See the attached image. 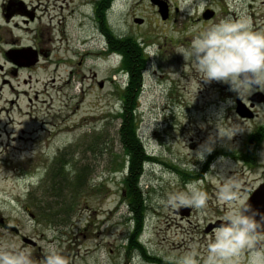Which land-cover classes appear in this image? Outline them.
Here are the masks:
<instances>
[{
    "label": "rangeland",
    "instance_id": "obj_1",
    "mask_svg": "<svg viewBox=\"0 0 264 264\" xmlns=\"http://www.w3.org/2000/svg\"><path fill=\"white\" fill-rule=\"evenodd\" d=\"M168 1L173 11L178 9L175 24L163 23L146 2L133 12L145 22L141 28L133 26L132 34L146 57L134 116L144 154L150 158L143 164L142 205L134 204L142 218L137 234V214L125 182L130 159L119 135L130 82L126 71L125 76L118 74L123 71L121 53L112 48H49L50 59L43 58L34 71L22 72L11 95L7 89L1 94L0 208L9 225L36 238V264H44L51 251L67 264H134V257L142 264H173L174 257L188 250L199 258L210 235L204 231L236 203L222 201L221 189L235 185L237 197L248 201L264 184V103L252 102L254 118L243 119L236 113L240 98L229 84L201 80L193 62L179 52L203 27L193 23L191 0ZM222 18L264 31V0H242L235 20L231 14L219 16L207 27ZM108 52L121 57L111 54L108 60ZM95 81L103 82V89ZM257 93L264 96V91L253 90L241 100L250 108L249 100ZM11 99L16 100L12 108L6 104ZM24 112L31 115L25 117ZM204 145L213 151L197 159ZM221 150L232 153V164L215 160ZM63 157V165L57 164ZM58 167L69 179L85 170L88 180L75 204L64 192L61 203L69 210L59 211L67 213L62 216L49 207L59 199L50 193L51 170ZM193 181L207 194V207L191 208V217L181 220L177 210L160 201ZM32 189L37 212L45 213H37L36 222L23 208L31 205ZM67 211L72 213L69 220ZM133 235L142 250L131 245ZM0 249L31 251L2 227Z\"/></svg>",
    "mask_w": 264,
    "mask_h": 264
},
{
    "label": "clouds",
    "instance_id": "obj_2",
    "mask_svg": "<svg viewBox=\"0 0 264 264\" xmlns=\"http://www.w3.org/2000/svg\"><path fill=\"white\" fill-rule=\"evenodd\" d=\"M92 5L85 4L82 11L92 13ZM127 0H117L114 15L120 23L118 31H126L123 17L127 11ZM185 60H191L196 72L205 82H223L231 86L242 99L251 95L254 86L264 91V31H255L250 24L236 22L231 18H222L197 33L190 45L182 48ZM235 127V126H234ZM236 132V131H235ZM234 132V133H235ZM228 137V136H227ZM213 148L204 145L196 153L203 160L205 153ZM235 185H226L221 189L220 199L234 206L217 217L220 223L207 237L202 256L193 250L185 251L173 258V264H264V225L249 215L251 206L243 198H238L233 190ZM207 194L193 181L182 191L169 193L160 203L165 207L179 210L194 208L204 210L207 207ZM264 220V217L261 218ZM0 264H33L30 254L25 250H0ZM44 264H67V260L58 252L51 251ZM134 264H142L134 257Z\"/></svg>",
    "mask_w": 264,
    "mask_h": 264
},
{
    "label": "flooded vegetation",
    "instance_id": "obj_3",
    "mask_svg": "<svg viewBox=\"0 0 264 264\" xmlns=\"http://www.w3.org/2000/svg\"><path fill=\"white\" fill-rule=\"evenodd\" d=\"M159 1H164L168 5L166 20H162L159 8L152 3V0H127L128 7L123 17L126 31L120 32L118 31L120 21L114 15L117 0H0V96L4 89H7L6 92L10 95L11 92H14V84L19 82L22 72L34 71L41 65L43 58H51L52 53L49 48L109 49L117 46L126 47L136 42L137 40L132 34L133 26L141 28L145 22L137 15H133V12L141 3H149L153 9L157 10L163 23H177L175 16H178V9L175 8V11L171 9L172 1ZM241 1L191 0L196 15L193 23L194 25L201 24L204 30L209 23L216 22L219 16L231 14L235 20L236 12L241 7ZM89 3L93 6L90 15L82 11V6ZM138 20H142L143 23L139 24ZM111 54L114 53L108 52L106 55L108 60L111 58ZM98 56L100 53L95 54L94 58L97 59ZM127 73L129 74V72ZM96 75V73L93 74V78H96ZM95 82L100 88V83ZM0 101H3V97H0ZM15 101L11 99L6 101V104L12 108ZM249 105H251L250 100ZM32 192L35 193L36 189H32ZM36 200V197L32 196L31 205L23 207L32 222H36L38 219L37 208H35ZM177 212L180 213L181 220H184V218L191 217L193 210L181 208ZM219 223L220 221L217 220L214 224H210L204 233L211 234L213 228ZM0 227L6 228L21 239L24 247L31 250L28 253L33 264H36L37 258H39L36 250H40L36 238L23 235L17 225H9L1 208Z\"/></svg>",
    "mask_w": 264,
    "mask_h": 264
},
{
    "label": "trees",
    "instance_id": "obj_4",
    "mask_svg": "<svg viewBox=\"0 0 264 264\" xmlns=\"http://www.w3.org/2000/svg\"><path fill=\"white\" fill-rule=\"evenodd\" d=\"M112 49H114V51H118L119 53H121L124 60L122 64L123 70L129 72L130 75L129 87L124 95L126 99L123 100V106H124V114L122 117L123 124L119 131V135L121 136V140L123 142L126 155L130 159V167L125 182L128 187V192L131 198V204L133 206L132 211L135 214H137L136 219H137V223H139L138 228L136 230V234H137L138 231L140 230L142 218L140 215H138L139 211L137 210L134 204H136V202H140L139 207H141L142 205L143 199L141 200L140 196L142 189L141 177L144 172L143 164L144 162H146L145 160L150 159L147 155L144 154L142 142L137 132L138 121L135 119L134 116L138 107L137 100L140 93L142 73L146 67V57L143 49L136 42H133L131 45H128L126 47L117 46ZM259 134H261V132ZM64 162H65V157L58 159L57 164L63 165ZM79 171L80 172L73 179H69L63 173V171L60 170L59 167L55 169V172L51 170L52 186L50 193L51 195H53L52 197H56V199L59 198L56 201L57 204H53L49 206L53 212L59 213V211H63L69 208L68 206L65 205V203H61L64 202L63 194L65 191H67L71 195V198L74 200V204H75L80 191H82L88 185V180L86 179L87 178L86 171L85 170L83 171L79 170ZM60 177L62 178L61 180ZM29 196L36 197V192L35 193L31 192ZM42 207L43 206H38V209H42ZM67 212H68L67 218L69 220V218L72 216V213L69 214V211ZM59 214L62 216V215H66L67 213L66 214L59 213ZM39 215L43 217L45 213L40 212ZM53 216L50 218L51 222L52 221L54 222L55 220L54 218L57 215L54 214ZM131 245H134L135 247H139L138 238H136V236L134 235L131 239ZM139 248L141 250L143 249V247L141 246Z\"/></svg>",
    "mask_w": 264,
    "mask_h": 264
},
{
    "label": "water",
    "instance_id": "obj_5",
    "mask_svg": "<svg viewBox=\"0 0 264 264\" xmlns=\"http://www.w3.org/2000/svg\"><path fill=\"white\" fill-rule=\"evenodd\" d=\"M152 3L159 8V14L162 20L167 19L168 5L164 1L152 0ZM139 24H142V20H138ZM36 62V61H35ZM100 88H103V83H100ZM254 90H259V86H254ZM236 105V113L239 117L243 119H253L254 114L252 112L251 107H247L244 101L238 99ZM251 102L253 103H264V96L261 93H257L253 98H251ZM247 203L251 206V210L248 213L249 215L255 214V219L260 221L262 225H264V220L261 218L264 217V184L261 185L258 190H256L250 199H248ZM185 216V215H183ZM264 231V228L261 229Z\"/></svg>",
    "mask_w": 264,
    "mask_h": 264
},
{
    "label": "bare ground",
    "instance_id": "obj_6",
    "mask_svg": "<svg viewBox=\"0 0 264 264\" xmlns=\"http://www.w3.org/2000/svg\"><path fill=\"white\" fill-rule=\"evenodd\" d=\"M264 27V19L261 20L260 22V28ZM21 94L26 95V93L22 92ZM23 115L30 116V113H23ZM61 134H64V130L61 131ZM219 162H224L225 164H232V161L234 162V157L232 156V153L226 150H221L220 153L218 154V157L215 159Z\"/></svg>",
    "mask_w": 264,
    "mask_h": 264
}]
</instances>
